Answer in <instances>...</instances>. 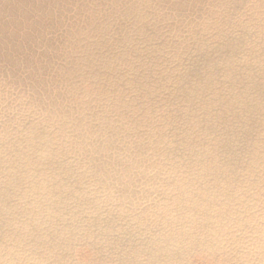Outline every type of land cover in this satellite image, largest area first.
I'll return each instance as SVG.
<instances>
[{
  "label": "clouds",
  "instance_id": "obj_1",
  "mask_svg": "<svg viewBox=\"0 0 264 264\" xmlns=\"http://www.w3.org/2000/svg\"><path fill=\"white\" fill-rule=\"evenodd\" d=\"M0 264H264V0H0Z\"/></svg>",
  "mask_w": 264,
  "mask_h": 264
},
{
  "label": "bare ground",
  "instance_id": "obj_2",
  "mask_svg": "<svg viewBox=\"0 0 264 264\" xmlns=\"http://www.w3.org/2000/svg\"><path fill=\"white\" fill-rule=\"evenodd\" d=\"M15 2L18 3V4L23 5L26 2V0H15Z\"/></svg>",
  "mask_w": 264,
  "mask_h": 264
}]
</instances>
